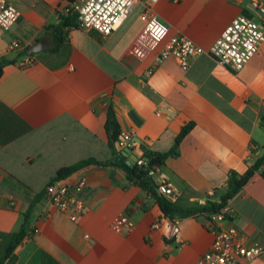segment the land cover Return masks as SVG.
<instances>
[{
	"label": "crops",
	"instance_id": "0c3cea01",
	"mask_svg": "<svg viewBox=\"0 0 264 264\" xmlns=\"http://www.w3.org/2000/svg\"><path fill=\"white\" fill-rule=\"evenodd\" d=\"M9 1L20 16L10 29L0 27V58L13 60L0 76V264H194L213 241L206 217L163 216L155 199L113 164H89L62 178L70 185L81 174L87 178L78 193L84 205L78 219L71 221L43 196L26 235L4 255L31 199L58 170L82 159L168 151L187 124L192 127L177 155L152 178L170 184L181 206L218 201L229 172H244L264 153V41L237 70L208 54L191 58L186 70L174 57L159 63L155 57L172 35L207 49L237 14H260L250 0H136L126 19L102 37L78 22L61 23L57 10L77 0ZM147 5L167 28L151 51L136 43ZM13 40L22 48L8 51ZM36 44L38 50L28 53ZM27 55L31 62L19 64ZM109 108L120 130L137 140L132 151L109 140ZM263 171L264 164L228 200L231 217L222 224H233L246 244L264 249ZM123 214L134 221L129 232L112 226ZM241 264H264V251Z\"/></svg>",
	"mask_w": 264,
	"mask_h": 264
},
{
	"label": "built area",
	"instance_id": "2783aa9c",
	"mask_svg": "<svg viewBox=\"0 0 264 264\" xmlns=\"http://www.w3.org/2000/svg\"><path fill=\"white\" fill-rule=\"evenodd\" d=\"M135 2L136 0H77L75 5H64L57 12L60 17L76 13L81 28L95 30L105 37L126 19ZM250 3L260 14L259 19L244 13L237 14L207 49L185 35H172L158 51L155 63L174 57L181 69L186 70L191 58L208 54L232 70L239 69L258 52L260 44L264 41V0H250ZM19 16V11L9 0H0L2 29H10L18 22ZM140 19L143 21V27L136 38V43L146 51L154 50L167 37V28L148 5L141 12ZM18 48L22 46L17 40L10 42L7 47L8 51ZM31 60V56L27 55L18 63L24 65ZM149 73L151 69H148L147 74ZM115 145L121 151L129 152L135 149L138 143L131 131L120 130ZM135 163L147 165L143 156L136 158ZM86 184L87 178L82 174L72 185L64 179L52 180L44 188L46 201L71 221H76L84 206L78 193ZM158 189L172 200L177 198V194L168 183H160ZM204 203L205 201L201 200V204ZM231 212L232 209L226 204L218 212L208 214L206 226L213 233V241L210 248L200 255L194 264H241L263 253L264 249L258 243L246 244L244 235L236 226L222 224L230 220ZM112 226L117 231L129 232L134 227V221L123 214L113 221ZM152 226L157 228L159 223L155 222Z\"/></svg>",
	"mask_w": 264,
	"mask_h": 264
},
{
	"label": "trees",
	"instance_id": "16d2710c",
	"mask_svg": "<svg viewBox=\"0 0 264 264\" xmlns=\"http://www.w3.org/2000/svg\"><path fill=\"white\" fill-rule=\"evenodd\" d=\"M77 22L78 21H77L76 13H72L70 15L61 17L62 24H67V23L76 24ZM12 62L13 60L8 59L6 57L0 58V76L3 67L6 64ZM262 122L264 124V117L262 118ZM191 127L192 124H187L181 128V130L175 137L174 146L170 150L165 152L144 153L143 157L146 159L147 165H138L135 162H131V165H128L125 162L116 163L112 159L106 161H99L93 158L82 159L58 170L56 175L52 178V180L62 179L89 164H113L115 166L122 168L128 182L146 191L155 199L163 216L172 219L174 217V214L180 213V214H193V215L200 214L207 217L209 213L218 212L224 205H226L228 200L237 191H239L251 179V177L263 166L264 153L262 154L261 157L256 159L250 166H248L244 172L240 173L236 170H231L229 172L225 189L223 193H221L218 201L208 200L205 201L204 204L199 203L195 206H188V207L181 206L176 202V200H172L170 199L169 196L159 192L158 185L153 180L152 174L156 168L164 164V161L168 156L177 155L178 144L180 140L187 134V132L190 130ZM105 129L109 140L110 141L116 140V138L119 135L120 128L111 108H109L108 110ZM262 174L264 175V171L262 172ZM43 196H45L44 190L36 193L34 197L31 199L28 208L23 213L22 224L20 225L17 231L12 233L10 237V240L5 249L4 257L8 256L13 250V248L26 235L28 218L32 211V208L37 201L43 198Z\"/></svg>",
	"mask_w": 264,
	"mask_h": 264
},
{
	"label": "water",
	"instance_id": "95a60500",
	"mask_svg": "<svg viewBox=\"0 0 264 264\" xmlns=\"http://www.w3.org/2000/svg\"><path fill=\"white\" fill-rule=\"evenodd\" d=\"M38 44L36 45H32L31 47L28 48V53H32V52H35L38 50ZM114 162L116 163H122V162H125L126 164L128 165H131V162L128 160V159H125L124 155L123 154H117L114 159H113Z\"/></svg>",
	"mask_w": 264,
	"mask_h": 264
},
{
	"label": "rangeland",
	"instance_id": "374dc122",
	"mask_svg": "<svg viewBox=\"0 0 264 264\" xmlns=\"http://www.w3.org/2000/svg\"><path fill=\"white\" fill-rule=\"evenodd\" d=\"M125 152L127 153V151H125ZM128 159L135 162V158L133 156L129 157Z\"/></svg>",
	"mask_w": 264,
	"mask_h": 264
}]
</instances>
